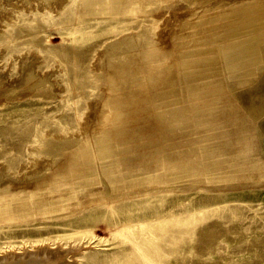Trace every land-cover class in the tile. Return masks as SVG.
Returning a JSON list of instances; mask_svg holds the SVG:
<instances>
[{"label":"rangeland","instance_id":"1","mask_svg":"<svg viewBox=\"0 0 264 264\" xmlns=\"http://www.w3.org/2000/svg\"><path fill=\"white\" fill-rule=\"evenodd\" d=\"M115 1L119 10L112 0H0V206L16 194L29 196L14 187L24 175L45 176L70 156L82 160L96 133L125 131L130 121L128 131L145 129L137 123L150 109L137 98H177L168 93L177 94L178 83L167 80L176 48L198 51L193 46L203 40L189 38L196 31L220 43L222 29L206 33L204 22L232 14L217 13L216 6L225 4L221 11L229 0ZM107 57L126 72L111 75ZM248 68L238 71L240 82L231 83L219 62L209 79L229 94L217 110L238 107L250 118L254 142L248 156L254 165L237 167L240 156L233 167L224 162L213 169L209 159L223 153L205 154L193 148L197 142L188 144L192 170L144 181L136 186L143 191L108 217L102 209L75 204L0 219V264H53L56 254L47 260L22 255L42 244L59 248L68 264H264V56ZM158 73L165 76L153 83ZM161 106L167 115V104ZM101 158L108 161L109 153ZM46 185L50 189L41 193L56 190ZM85 214L97 227L89 234L62 223ZM123 216L157 218L147 226L154 234L140 241L148 260L112 234L109 219ZM10 250L16 256L5 254Z\"/></svg>","mask_w":264,"mask_h":264},{"label":"bare ground","instance_id":"2","mask_svg":"<svg viewBox=\"0 0 264 264\" xmlns=\"http://www.w3.org/2000/svg\"><path fill=\"white\" fill-rule=\"evenodd\" d=\"M83 2L86 3L87 0ZM228 3L230 5L221 11L225 4H218L216 7L219 8L217 12L219 16H224L229 11V14L232 13L230 16L221 17L215 23L204 22L206 33L222 29L224 39L220 43L215 37L201 38L200 33L196 31L195 35L193 31L195 34L189 38H195L198 42L199 38L203 40L193 46V49L198 46V51L180 46L176 48L173 73L167 80L178 83L179 92L168 93L169 96L175 95L177 98H147L144 97L146 93L137 98L150 109L148 115L141 116L145 117V120L137 123L138 128L145 129L137 132L128 131L133 122L125 118L122 121L131 123L126 126L125 131L115 132L108 128L96 133L91 141L94 143L93 148L83 151L82 160L70 156L68 163L61 162L45 176L24 175L23 179L14 182V187L16 191L21 190L29 196L22 198L16 194L10 200L6 199L0 206V219L17 217L19 211L28 210L30 213H36L53 208L65 209L75 204L88 205V210L102 209V217H108L117 211L114 209L117 204L129 199L130 195L143 191L136 186H140L144 181L154 178L161 180L165 175L174 178L182 174L181 172L192 170L194 161L187 150V145L195 142L197 144L193 148L202 153L208 154L212 151L223 153L220 159L217 157L209 159L208 165L213 169L219 168L224 162L233 167L235 157L240 156L242 159L237 163V167L254 165L248 156L254 142L250 118L238 107L217 110L216 107L223 103V99L229 94L226 89L221 90L223 86L209 77L214 65L222 62L231 83H238L241 81L242 73L238 71L244 67L245 72L250 71L248 66L256 65L264 56V0H229L226 4ZM112 7L119 10V2L112 0ZM238 23L241 26H236ZM180 42L181 40L178 44ZM106 61L112 66L111 75L126 72L113 58L107 57ZM164 76L165 74L158 73L151 81L158 83ZM169 85L165 86V89L172 92L174 88ZM249 99L250 96L246 101ZM162 103L168 106L167 115L162 114L165 110V107L161 106ZM112 104L114 103L111 101ZM227 104L233 106L235 100L230 98ZM139 106V104L135 106V109L138 110ZM112 147L113 151H110ZM108 153V161H104L101 157ZM93 156L95 158H92ZM102 175L104 179L98 181ZM47 182L51 184V189L56 190L48 194L41 193L50 189V186L46 185ZM97 184L98 187H95ZM90 216L91 214H85L71 220L70 223L60 220L55 222L68 224L73 226L74 230L89 234L97 228L88 223ZM156 219L123 216L109 220L113 221L112 234L126 240L128 249L148 260L140 241L148 234H154L147 226ZM65 250L73 251L68 248ZM8 253L10 257L16 256L11 250L5 254ZM24 253L31 257L43 254L45 260L49 259V254H56L57 258L53 259V264H68L61 257L62 251L57 247L51 248L50 245L42 244L33 250L25 248L22 255Z\"/></svg>","mask_w":264,"mask_h":264}]
</instances>
